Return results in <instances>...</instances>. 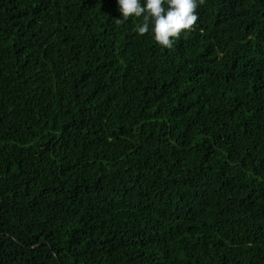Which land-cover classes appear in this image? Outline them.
Returning <instances> with one entry per match:
<instances>
[{
    "label": "trees",
    "instance_id": "16d2710c",
    "mask_svg": "<svg viewBox=\"0 0 264 264\" xmlns=\"http://www.w3.org/2000/svg\"><path fill=\"white\" fill-rule=\"evenodd\" d=\"M0 264H264V0H0Z\"/></svg>",
    "mask_w": 264,
    "mask_h": 264
}]
</instances>
